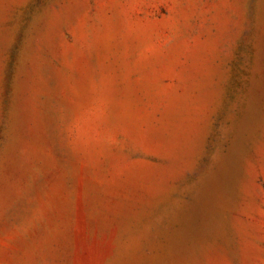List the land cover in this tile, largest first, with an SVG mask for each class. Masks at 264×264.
<instances>
[{
  "label": "rangeland",
  "instance_id": "rangeland-1",
  "mask_svg": "<svg viewBox=\"0 0 264 264\" xmlns=\"http://www.w3.org/2000/svg\"><path fill=\"white\" fill-rule=\"evenodd\" d=\"M0 264H264V0H0Z\"/></svg>",
  "mask_w": 264,
  "mask_h": 264
}]
</instances>
